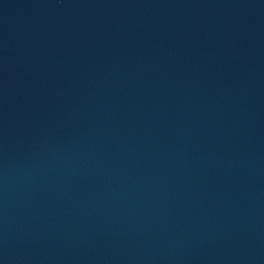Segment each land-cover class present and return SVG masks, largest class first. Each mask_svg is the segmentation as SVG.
Here are the masks:
<instances>
[{"label":"water","instance_id":"water-1","mask_svg":"<svg viewBox=\"0 0 264 264\" xmlns=\"http://www.w3.org/2000/svg\"><path fill=\"white\" fill-rule=\"evenodd\" d=\"M0 264H264V0H0Z\"/></svg>","mask_w":264,"mask_h":264}]
</instances>
